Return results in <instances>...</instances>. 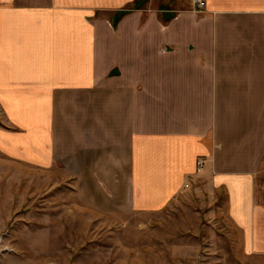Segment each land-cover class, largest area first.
Listing matches in <instances>:
<instances>
[{
  "label": "crops",
  "instance_id": "crops-1",
  "mask_svg": "<svg viewBox=\"0 0 264 264\" xmlns=\"http://www.w3.org/2000/svg\"><path fill=\"white\" fill-rule=\"evenodd\" d=\"M131 1L0 0V107L14 127L0 125V151L37 166H85L69 175L101 213L158 212L206 175L227 193L245 264H264V0H205L203 13L190 0H150L143 25ZM120 9L128 13L114 36L106 15ZM95 96L99 115L89 110ZM93 123L100 136L89 135ZM17 135L18 151L9 145ZM72 138L84 142L65 143Z\"/></svg>",
  "mask_w": 264,
  "mask_h": 264
},
{
  "label": "rangeland",
  "instance_id": "rangeland-1",
  "mask_svg": "<svg viewBox=\"0 0 264 264\" xmlns=\"http://www.w3.org/2000/svg\"><path fill=\"white\" fill-rule=\"evenodd\" d=\"M148 2H132L139 3L134 4L135 8H142V25L147 18L143 8ZM125 13L127 9H120L106 15L114 36ZM94 99L97 107L89 110L99 115L101 98ZM114 100L115 95L110 94L107 101L113 106L108 107L109 124L115 128ZM79 102L84 105V97ZM62 104L61 124L68 132V125L74 122L66 124L65 120H75L69 117L75 108L67 100ZM79 113L75 118L82 119L85 112ZM84 123L80 122L81 128ZM0 125L14 129L6 122L1 107ZM96 126L99 124L90 125L89 132L97 131ZM76 134L85 132L73 128L71 135ZM74 139L76 143L84 142L72 138L65 143L73 146ZM9 141L19 150L20 135ZM205 165L204 161L195 174H203ZM76 169L85 174V166H64L58 161L51 166H37L0 151V264H245L242 235L229 217L227 193L211 190L206 175L190 183L182 197L158 212L101 213L88 208V188L83 181L69 175ZM256 174L261 202L264 161Z\"/></svg>",
  "mask_w": 264,
  "mask_h": 264
},
{
  "label": "built area",
  "instance_id": "built-area-1",
  "mask_svg": "<svg viewBox=\"0 0 264 264\" xmlns=\"http://www.w3.org/2000/svg\"><path fill=\"white\" fill-rule=\"evenodd\" d=\"M192 2L193 8L196 11L204 10L206 6L205 0H190ZM204 165V159L198 158L196 160V170H200ZM189 186V183L185 184V187Z\"/></svg>",
  "mask_w": 264,
  "mask_h": 264
}]
</instances>
